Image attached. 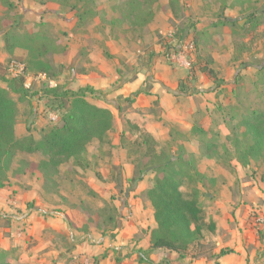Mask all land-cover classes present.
I'll list each match as a JSON object with an SVG mask.
<instances>
[{"label": "rangeland", "instance_id": "obj_1", "mask_svg": "<svg viewBox=\"0 0 264 264\" xmlns=\"http://www.w3.org/2000/svg\"><path fill=\"white\" fill-rule=\"evenodd\" d=\"M11 1L12 10L0 1V85L6 88L2 78L14 77L9 65L25 58L23 49L11 56L5 52L1 29L42 31L66 48L47 57L60 71L53 83L69 90L90 86L98 93L87 92V100L108 107L114 118L103 141H91L79 159L57 169H38L44 159L39 152L16 154L8 180L0 188V249L7 252L10 264H115L117 257L119 264H147L138 261L135 252L142 249L148 233L145 226L149 227L152 217L144 194L155 175L150 166L159 157L180 154H190V177L183 178L181 190L186 196L199 191L204 219L215 214L222 219L216 207L229 202L231 214L239 208V216L252 232L264 238V152L245 162L241 152L250 144V134L244 127L234 130L225 123L230 107L237 116L264 109V68L260 70L264 66V0H150L151 16L143 26L128 15L130 0ZM251 13L257 23L245 26ZM223 18L236 21L237 27L220 23ZM182 27L194 34L207 29L197 49L200 60L187 45L188 37L178 41ZM188 57L201 65L209 57L210 68L225 81L223 86L217 88L203 74L190 83L184 81ZM48 82L27 76L24 99L9 91L17 104V137L38 140L57 121L41 96ZM175 84L186 85L193 93H180ZM154 88L177 92L172 118L161 107L162 95L149 93ZM234 88L237 96L230 93ZM137 89L150 96L148 105L132 106ZM62 112L59 109L56 114ZM194 123L205 130L202 138L193 133ZM146 125L154 126V134ZM206 143L214 144L211 154L216 158L200 156ZM147 161L151 164L142 179L128 182ZM131 193L144 206L130 220L135 213L131 208L124 211L122 203ZM109 204L116 206L118 229L107 220ZM130 221L133 224L128 225ZM210 246L212 241L202 238L184 252L183 259L175 252L168 254L175 256L176 264L190 262Z\"/></svg>", "mask_w": 264, "mask_h": 264}, {"label": "trees", "instance_id": "obj_2", "mask_svg": "<svg viewBox=\"0 0 264 264\" xmlns=\"http://www.w3.org/2000/svg\"><path fill=\"white\" fill-rule=\"evenodd\" d=\"M0 1L9 10H12L13 3L11 0ZM171 1L175 2V0ZM244 2L248 3L249 1L244 0ZM127 5L130 13L128 15L133 23L143 26L149 21L151 16L150 0H130ZM170 9L173 12V7L170 6ZM78 17L82 18L83 15ZM255 20L254 14H248L244 25L252 27L257 23ZM221 21L220 23L229 25L231 28L238 25L236 21L225 18ZM206 30H200L194 34L193 31L191 33V31L189 32V30L182 27L177 32L178 41L180 42H185L184 39L188 37L187 45L193 47L194 54H196V56L194 55L195 59L200 60L197 49L201 47L200 37L207 34ZM1 31L4 38L3 47L5 52L11 56L16 49H23L25 50V58L20 60V63L23 64L22 74L9 79L3 77L2 80L6 82L7 87H0V188L7 182L8 171L11 169L14 157L18 152H39L44 159L38 162V169L42 171L57 169L69 160L79 159L85 153L87 145L91 141H103L112 129L114 118L110 109L87 100V92L92 95L98 93L90 86L69 90L62 89L57 84L54 87L46 85L41 96L46 100L48 109L53 114H56L59 109H62L63 112L60 116L56 114L57 121L42 132L38 140L31 137H17L15 134L17 104L10 97L9 91L18 94L20 99H24L28 93L26 87L27 76L44 77L46 81L55 79L60 71H55L54 65L49 62L47 57L52 54L63 53L66 48L42 31L19 32L14 26L5 30L1 29ZM193 59L190 60V57H188L189 66L184 81L190 83L199 74H204L217 88L223 86L225 81L217 76L213 68H210L211 60L209 57L204 58L202 65L201 62H194ZM263 68L264 66L260 70H263ZM178 89L183 94L193 93L186 85L180 87V84H178ZM142 92L141 89L136 90L133 97ZM230 93L237 96L235 88ZM125 99L126 101L133 100V98ZM234 111L230 107L227 111L228 114L226 113L229 120H224L230 129L234 128L235 130L244 127V130L250 134L251 142L241 152L243 160L247 162L264 152V109L253 110L240 116H237ZM230 122L233 124H230ZM191 129L200 138L205 135V130L197 123H194ZM213 147H215L214 144L206 143L200 156L216 158V154H211ZM178 156L180 157H159L161 160H157L150 166V169L155 171V175L151 185L144 190V194L152 207L155 226L149 231L148 248H139L135 252L138 254V261L140 262L171 264V261L166 258L154 263L149 259V254L153 250L164 249L175 252L178 258L183 259L185 257L184 252L200 241L205 232L215 231V222L212 219H204L203 209L198 198L199 191L194 189L192 194L186 196L181 190L183 178L190 177V154L187 156L180 154ZM147 164L151 163L147 161L146 164H143L144 166L141 165L134 170L128 182L134 183L142 179L145 169L149 167ZM107 210L109 213L107 220L114 223V228L118 229L120 223L114 216L116 206L109 204ZM233 251L231 248H221L211 257L217 259ZM119 263V257L115 258V264ZM0 264H10L7 260V252L2 249H0Z\"/></svg>", "mask_w": 264, "mask_h": 264}, {"label": "crops", "instance_id": "obj_3", "mask_svg": "<svg viewBox=\"0 0 264 264\" xmlns=\"http://www.w3.org/2000/svg\"><path fill=\"white\" fill-rule=\"evenodd\" d=\"M185 75L183 76V79ZM166 83L168 84V87L169 85H171V83L169 82ZM176 86L178 87V84H175V87ZM0 87H4V86L0 85ZM149 93H159L160 95H162V98H160L161 107H165L167 115L170 118H172L177 111L176 107H177L178 96H175L177 92L171 90H165V92L161 93L160 90L154 88V90H151ZM185 95L188 96L190 95V93H187ZM149 97H150L149 95L143 92L140 93L135 97L136 99L132 106L139 107V106H144V104L148 105ZM144 127L146 130H149L151 131V133L154 134V130H155L154 126L146 125ZM121 131L122 130H120V132ZM117 137L114 138L112 143L115 144L117 142ZM129 175L130 174L128 172L123 173L124 177H129ZM127 190L129 189L127 188ZM143 204L144 203L139 202V200L133 199L132 193L131 196L128 195L127 202L125 204L122 203V205H124L123 209L124 211H128L131 208L132 211L135 213V216L133 217L130 216L128 219L130 220L131 218L134 219L138 215V212L143 209L144 206ZM217 206L220 208L216 207V211L220 212V214L222 215V219L216 214L213 215L212 220L215 222V231L209 232L210 234L209 236H205L204 233L203 236L204 239L206 238L207 240L212 241V246H210L207 251L202 250L200 252V254L204 252L206 253L202 255L198 254V256L191 257L190 262L179 261V264H215V262H217V264H264V238H261L259 235H255L252 232L253 229H251L250 224L243 217L239 216L241 211L239 210V208H236L233 214H231L233 208L230 206L229 202H227L226 204H218ZM150 212L152 217L150 219V222L148 223L149 227L145 226L146 230H148L147 231L148 233L146 234V237H144V239L142 240V244L140 246L142 247V249L148 248L149 231L155 226L152 208ZM131 222L132 221H130V223L127 224L128 225L133 224ZM126 231L128 233L130 232L129 229H126ZM117 237H119V235ZM225 247L231 248L234 251L222 255L217 259L211 257L213 254L217 253L221 248H225ZM112 248L116 249L117 247L113 246ZM163 250L164 249L153 250L149 254V259L154 263H158V261L157 262L154 261L156 260L157 257H160L159 259L166 258L171 261V264H176V262L174 261L172 262V260L175 259V256H171V254H168L167 250L165 251Z\"/></svg>", "mask_w": 264, "mask_h": 264}, {"label": "built area", "instance_id": "obj_4", "mask_svg": "<svg viewBox=\"0 0 264 264\" xmlns=\"http://www.w3.org/2000/svg\"><path fill=\"white\" fill-rule=\"evenodd\" d=\"M11 66H13L14 68H12ZM9 70L13 73V76H19L23 72V64L22 63L11 64V65H9ZM54 85L55 84L53 83V81L49 80L48 86L49 87H53ZM26 87H28L27 84H26ZM54 118L57 119V115L56 114H53L52 119H54Z\"/></svg>", "mask_w": 264, "mask_h": 264}]
</instances>
